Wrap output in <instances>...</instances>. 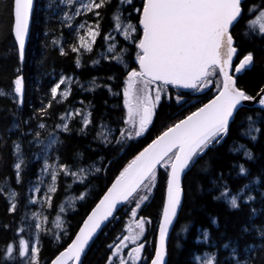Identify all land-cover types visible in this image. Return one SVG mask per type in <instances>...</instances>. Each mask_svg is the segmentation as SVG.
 Here are the masks:
<instances>
[{
    "label": "snow or ice",
    "instance_id": "1",
    "mask_svg": "<svg viewBox=\"0 0 264 264\" xmlns=\"http://www.w3.org/2000/svg\"><path fill=\"white\" fill-rule=\"evenodd\" d=\"M60 3L67 8L61 9V23L70 29V35L67 41H53L59 55L75 54L74 68L87 70L85 54L91 58L98 51L99 37L103 51L91 59V66L103 68L107 63L109 73L113 66H119L123 78L120 80L114 74L95 75L82 81L75 72L65 71L49 82L46 89L38 86V95L43 93L39 107L25 120L20 118V109L28 85L22 70L15 68L7 93L11 96V106L0 108V112L5 113L0 119L6 122L0 124V171L7 169L10 173L4 177L6 183L0 184V200L4 201L6 216L19 214L22 200L25 208L39 205L41 210L30 216L27 212L20 215L18 222L13 221L15 228L8 223L0 225V230L10 234V240L0 246V264H40L45 238L59 246L46 264H83L82 254L98 230L105 222L118 219L115 212L125 208L124 215L130 211L131 217L136 218L138 210L143 211L148 206L160 169L164 171L165 188L153 239L148 240L146 235L153 227V220L140 217L118 242L108 245L110 255L106 264H175L173 250L169 249L167 241L170 226L183 208L187 173L204 157L207 159L199 170H210V161L219 158L217 150L231 134L240 109L247 107L245 102H255L264 109V82L250 92L240 83L239 75L254 63V53L246 50L245 45L255 40L264 41V0L251 6L249 0H139V6L136 0H60ZM34 11V0H0V23L7 18L6 32L12 37L13 51L20 63L25 59L26 38ZM252 15L255 19H246ZM76 17L84 19L73 24ZM106 17L108 28H105ZM242 21L241 33L236 29ZM171 89L177 90L175 96L171 95ZM105 90L109 98L122 96V108L120 103L113 108V111H122V116L112 117L107 112L97 114L95 96ZM82 92L92 94V99L87 103L82 98L77 99ZM189 92L208 98L206 102L199 98L190 102L185 98ZM5 96L0 90V97ZM165 99L177 107L187 105V115L167 126L119 168L74 235H70V224L65 227L61 219L60 214L66 213L65 206L59 207L55 231H52L47 223L49 216L43 214L44 208L54 207V198L62 189L83 188L91 180L101 179V174L106 175L110 166L118 163L107 154L119 152L126 156L133 145L139 143L137 138H145L158 106ZM57 105L63 110L56 112ZM106 105L104 101L102 106ZM257 115L259 123L252 115L244 118L247 121L245 135L251 148L239 144L230 149L233 153L243 151L245 162L231 163L228 174L220 169L217 179L212 180L217 189L212 199H223L230 209L248 207L249 221L261 210L252 207V202L264 208V189L258 191V199L254 194L257 189L249 187L264 175V169L235 190L228 178H246L251 170L245 164L256 159L252 149L257 145L264 149L261 140L264 114ZM10 118L17 123H7ZM25 126L28 131H23ZM10 127L18 129L15 140L6 135ZM73 134L91 135L92 141L97 142V148L91 150L105 151L106 155L99 162L81 164L80 160L67 155V138ZM28 136L31 139L26 141ZM25 144L29 151L25 150ZM34 146H38L42 160L35 173L32 163L37 153H30ZM209 152L213 155L208 156ZM75 156L81 153L76 152ZM69 179L71 183H65ZM13 184L21 189L27 187L29 194L16 191ZM88 195L85 188L67 202V208L73 209L76 200L86 201ZM212 223L216 224L215 217ZM251 229L264 237V222L259 226L251 224V228L242 225V233H249ZM203 237L207 242V230ZM199 239L197 237V241ZM221 247L228 249L230 245L225 242ZM246 248L241 254L233 243L224 258L217 248L206 251L203 256L193 255V258L198 264H257L258 259L264 264V243L249 244ZM125 249H129L126 256ZM145 251H148L147 259L143 255Z\"/></svg>",
    "mask_w": 264,
    "mask_h": 264
},
{
    "label": "trees",
    "instance_id": "2",
    "mask_svg": "<svg viewBox=\"0 0 264 264\" xmlns=\"http://www.w3.org/2000/svg\"><path fill=\"white\" fill-rule=\"evenodd\" d=\"M136 3L137 6H139V0H136ZM259 3L260 0H249L250 6L254 4L258 5ZM49 5H51V7H49ZM61 9L67 10L66 5L61 4L60 0H36L31 34L25 50V59L22 63L16 59L13 51L12 37L6 32V25L8 23L7 18L5 17L3 23H0V90L6 93L5 97H0V108L11 106V96L7 95L9 92L8 85L15 68L19 67L28 85L25 101L20 109L21 119H28L34 109L39 107V102L43 93L41 92L38 95V86L46 89L49 86V82L54 81L58 74H63L65 71L69 74L75 72L82 81H86L95 75L107 76L109 74H114L120 80L123 78L121 74L122 69L119 66H113L111 68V73L107 70V63L104 64L103 68H94L91 66V59L96 58L98 52L103 51L100 47L102 41L99 37L96 45L98 51L93 53L91 58L88 54H85V60L88 65L87 70L82 71L74 68L73 61L75 54L70 53L67 57H61L59 55L58 46L54 45L53 41H67L70 35V29L64 27L61 23ZM90 15L91 14H89V16ZM253 17V15L251 17L246 16V19H252ZM83 19L84 17H76L72 23L76 24ZM105 20V28H108L109 24L107 23V17ZM243 28L244 22L242 21L241 25L238 26L236 30L242 33ZM65 47L67 48L66 43ZM245 49L253 51L254 63L251 69L246 70L243 75H240V83L245 85L251 92L258 84L264 82V41L255 40L252 43L246 44ZM132 66L135 67L134 64ZM169 87L171 88V86ZM176 92V89H171V95L175 96ZM81 98L87 103V101L92 99V94L82 92L77 96V99ZM185 98L190 102H194L197 98L201 99L202 102H206L208 97L193 96L189 92ZM104 101H107L106 106H102ZM94 102L97 114L100 112H107L108 115L112 117L123 115L120 110L113 111L117 103H120L122 108V96L118 99L109 98L105 90L104 92L96 94ZM186 107L187 105L177 107L175 103L170 105L166 99L163 100L156 110L153 123L149 126V131L146 132L145 138H137L139 143L134 144L133 149L129 150L126 156L124 153L119 152L107 154L109 159L118 161V163L112 164L106 175L101 174V179H93L83 188L73 186V190H61L60 194L54 198V204L57 208H59L60 202L68 200L71 195H77L80 191L85 190V188L87 190L92 188L89 191L86 201L79 202L73 211H70L66 215L63 214L64 218L68 221V225L70 224L71 226L70 235H74V233L78 231V225L82 223L83 219L86 217V213L91 211V207H93L99 197L103 195V191L106 190L105 184H110L115 174H118L119 168L127 163V160L131 159L137 151L146 146L147 143H150L151 139H154L155 136L167 126H170L179 119H182L184 115H187L185 111ZM62 110L63 109L57 105L56 112ZM258 113L264 114V109L260 107L241 108L236 117L237 123L233 125L231 134L224 141L223 146L217 150L219 158L210 161V170L207 172L199 170L203 168L204 160L207 159V157H204L197 160L196 165L187 173V177L185 178L186 195L184 196L183 208L180 211L168 245L169 249L173 250L175 264H193V255L206 253V251L213 248L219 249L221 258H224L228 256L233 243L236 244L241 254L247 250L246 246L249 244L257 245L264 243V237L257 235L255 229H251L249 233H242V225L251 228V224L259 226L264 222V208H261L260 203L252 202V207L261 210L249 221L248 207H243L240 210L230 209L223 199L217 201L212 199V196L217 194V189L212 185V180L217 179V172L223 169L225 174H228L230 171L229 165L231 163H244L247 159L243 157V151L233 153L230 149L238 147L239 144H245L251 148L249 140L245 135L247 131V121L244 118L246 115H252L259 123L260 116L257 115ZM4 115V112H0V118ZM2 123L6 122L0 119V124ZM7 123L16 124L17 121L10 118ZM23 131H28V127L25 126ZM6 135L10 140H15L18 135V129L10 127ZM28 139H31V137H25L26 141ZM261 140L264 141V137H261ZM90 141H92L91 135L84 137L73 134L71 137L67 138V155L80 160L81 164L90 163L93 160L99 162L100 158L106 155V152L91 150L97 148V142L92 141L91 148H89L88 145ZM25 150L29 151L27 144H25ZM252 150L256 159L254 161H248L245 164L246 168L251 170L247 177L237 178L235 180H233L231 176L228 178V183L233 190L239 185L252 181L253 176L259 174L261 169H264V149H262L260 145H257ZM4 151L7 150L5 149ZM37 151V146L30 149V153H37V155L33 156L32 171L34 173L38 171L39 165L42 163L38 158ZM76 152H80L81 156H75ZM212 155L213 153H208V156ZM8 175H10V173L7 169L0 171V184L6 183L4 177ZM232 175H235V173L233 172ZM32 179L34 181L35 177ZM65 183L67 182L65 181ZM198 183L199 191L197 190ZM12 186L16 191L22 192L24 195L29 194L27 187L21 189L14 184ZM249 187L257 189V192L254 194L258 196V191L264 189V175H260L256 183H250ZM164 188L165 175L163 169H160L158 171L157 186L153 189V199L147 202L148 206L143 208V211L138 210L136 218L131 217L130 211L128 215H124L125 208H121L120 211L115 214L118 219L108 222L87 247L82 259L83 264H106L107 257L110 255L108 245L118 242V238H122L123 235L127 234L126 229L130 226H134L135 221L142 216L151 218L154 222L153 227L149 228L146 233L147 239L152 240L155 221L158 218V212L162 206V193ZM258 199H260L259 196ZM28 208H30V206ZM28 208L24 207V202L22 200L19 214L6 216L4 213V201L0 200V225L8 223L15 228L16 224L13 221L15 220L18 222L20 215L25 214ZM212 217L216 218L215 225L212 223ZM204 230L209 232V239L207 242H205L203 237ZM197 237L201 240L199 239L200 241H197ZM8 240H10V234H6L3 230H0V246H3ZM225 242L230 245L228 249L221 247ZM177 244L179 247H176ZM64 246H66V244H64ZM41 247L42 251L39 256L40 261L41 264H46V261H49L59 246L52 243L49 238H45ZM146 249L150 250V246L146 245ZM128 250L129 249H125V256ZM143 255L145 259H147L148 251H145ZM257 264H260V259L257 260Z\"/></svg>",
    "mask_w": 264,
    "mask_h": 264
},
{
    "label": "rangeland",
    "instance_id": "3",
    "mask_svg": "<svg viewBox=\"0 0 264 264\" xmlns=\"http://www.w3.org/2000/svg\"><path fill=\"white\" fill-rule=\"evenodd\" d=\"M254 17L252 18V19H255V15H253ZM258 24L256 25V28L258 29ZM38 147V146H37ZM38 152V151H37ZM38 158L40 159V155H39V152H38ZM41 160V159H40ZM42 161V160H41ZM67 183H71V180H69V181H66ZM85 185H88V183H86ZM92 189V188H91ZM90 189V190H91ZM90 190H87L88 191V193H89V191ZM78 195V194H77ZM77 195H71L70 197H69V199L68 200H64V201H62V202H60L59 203V207L60 206H65L66 207V213H64V215H66L67 213H69L70 211H73L74 209H75V207L77 206V204L79 203V202H82L81 200H76L75 201V206H74V208L73 209H68L67 208V202L69 201V200H71L73 197H75V196H77ZM41 209H40V207H39V205H36V206H30V208H28V210L26 211L27 213H28V215L30 216L31 215V213L32 212H34V211H40ZM58 211H59V208H57L56 206H55V204H54V207L53 208H48L47 206L44 208V210H43V214L44 215H48L49 216V220H48V226L49 227H51V229H52V231H55V227H54V221H55V217H56V215H57V213H58ZM49 212H50V214H49ZM61 215V219L62 220H64L65 221V227H68V221L64 218V215L63 214H60ZM70 234H71V231H70ZM201 240V239H200ZM199 240V241H200ZM203 255H205V253H200V254H196L195 256H203ZM39 260H40V257H39ZM192 262H193V264H198V261L197 260H192ZM40 264H41V261H40Z\"/></svg>",
    "mask_w": 264,
    "mask_h": 264
},
{
    "label": "water",
    "instance_id": "4",
    "mask_svg": "<svg viewBox=\"0 0 264 264\" xmlns=\"http://www.w3.org/2000/svg\"><path fill=\"white\" fill-rule=\"evenodd\" d=\"M34 4L36 5V0H34ZM32 18H33V15H32V17H31V19H30V30H29V34H28V36H27V38H26V47H27V45H28V41H29V37H30V34H31V26H32ZM26 50V49H25ZM252 66L253 65H251L248 69H246V70H249V69H251L252 68ZM245 70V71H246ZM245 71L244 72H242L241 74H239V75H243L244 73H245ZM246 103V105H247V107L248 108H255V107H260V106H258L257 104H255V102H245ZM183 202H184V198H183ZM121 209V208H120ZM120 211V210H119ZM119 211H117V212H119ZM181 211V210H180ZM180 211H179V214H180ZM117 212H115V214L117 213ZM179 217V216H178ZM110 220H111V218H110ZM177 220H178V218H175L174 219V225L173 226H170V237H171V234H172V231L174 230V227H175V225H176V222H177ZM108 222H105V224L104 225H102V228L100 229V230H98V232H97V234L105 227V225L107 224ZM97 234L94 236V238L97 236ZM93 238V239H94ZM93 241V240H92ZM92 241H90V243L92 242ZM169 241H170V238H169V240L167 241V243H168V245H169ZM90 245V244H89ZM87 249V248H86ZM83 256H84V254H82V258L81 259H83Z\"/></svg>",
    "mask_w": 264,
    "mask_h": 264
}]
</instances>
